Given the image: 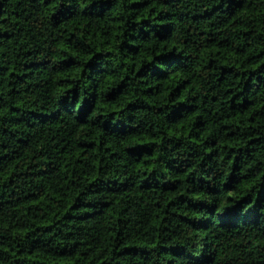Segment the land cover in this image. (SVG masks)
Masks as SVG:
<instances>
[{"label": "trees", "instance_id": "trees-1", "mask_svg": "<svg viewBox=\"0 0 264 264\" xmlns=\"http://www.w3.org/2000/svg\"><path fill=\"white\" fill-rule=\"evenodd\" d=\"M0 264H264V0H0Z\"/></svg>", "mask_w": 264, "mask_h": 264}]
</instances>
